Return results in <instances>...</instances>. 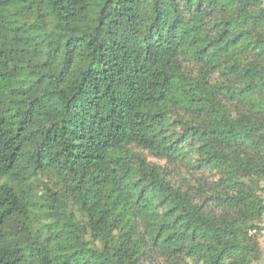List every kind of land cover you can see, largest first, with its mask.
<instances>
[{
    "label": "trees",
    "instance_id": "obj_1",
    "mask_svg": "<svg viewBox=\"0 0 264 264\" xmlns=\"http://www.w3.org/2000/svg\"><path fill=\"white\" fill-rule=\"evenodd\" d=\"M263 182L264 0H0V264H258Z\"/></svg>",
    "mask_w": 264,
    "mask_h": 264
},
{
    "label": "rangeland",
    "instance_id": "obj_2",
    "mask_svg": "<svg viewBox=\"0 0 264 264\" xmlns=\"http://www.w3.org/2000/svg\"><path fill=\"white\" fill-rule=\"evenodd\" d=\"M150 161H153V162H154L155 160L150 159ZM177 178H178V177L175 176V179H177ZM177 182H180V181H177ZM261 186L264 187V182L261 184ZM261 195H262V198L264 199V191L261 193ZM262 221H263V223H264V216H263ZM261 245H262V247H264V233H263L262 238H261ZM258 264H264V250H263L262 260H261V262H259Z\"/></svg>",
    "mask_w": 264,
    "mask_h": 264
}]
</instances>
